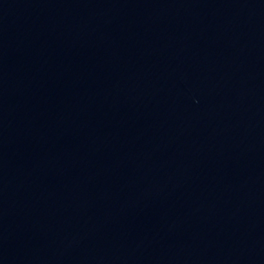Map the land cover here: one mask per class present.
<instances>
[{"label": "water", "instance_id": "obj_1", "mask_svg": "<svg viewBox=\"0 0 264 264\" xmlns=\"http://www.w3.org/2000/svg\"><path fill=\"white\" fill-rule=\"evenodd\" d=\"M0 264H264V0H0Z\"/></svg>", "mask_w": 264, "mask_h": 264}]
</instances>
